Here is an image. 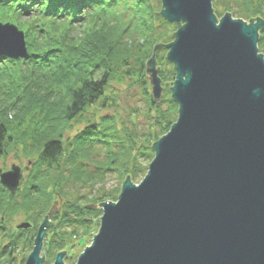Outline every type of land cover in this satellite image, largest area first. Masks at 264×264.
Instances as JSON below:
<instances>
[{"label":"water","instance_id":"water-1","mask_svg":"<svg viewBox=\"0 0 264 264\" xmlns=\"http://www.w3.org/2000/svg\"><path fill=\"white\" fill-rule=\"evenodd\" d=\"M161 4L155 14L177 30L172 43L154 49L146 74L158 103L155 55L166 46L177 120L152 145L143 180L127 177L116 202L99 204L98 232L75 264H264V21L219 19L212 0ZM0 54L26 57L23 33L0 24ZM21 179L16 165L0 172L12 195ZM61 201L39 226L25 264H44V239ZM65 255L53 264H66Z\"/></svg>","mask_w":264,"mask_h":264},{"label":"trees","instance_id":"trees-1","mask_svg":"<svg viewBox=\"0 0 264 264\" xmlns=\"http://www.w3.org/2000/svg\"><path fill=\"white\" fill-rule=\"evenodd\" d=\"M132 1L129 5L128 0H22L26 8L40 4L42 11L37 14L19 13L8 3L6 7L0 6L6 12L4 15L25 31L30 54L28 59L19 61L0 58V159L14 148L27 158L38 155L34 170L15 197L0 183V215L11 220L23 212L33 229L49 213L57 196L66 199L63 222L58 223L56 215V225L52 226L61 244H56L54 238L49 240L46 259L55 261L61 251H68L70 245L72 248L73 239L94 237L100 220L95 215L101 212L85 207L109 199L117 201L127 177L133 183L143 180L154 159L152 145L177 120L178 106L170 99L169 109L161 111L146 81V61L157 46L168 41L156 33L155 10L148 2ZM212 5L218 18L230 13L246 23L264 21V0H212ZM86 9L92 14H82ZM128 11L134 17L131 32L119 25L121 13ZM160 21L165 27L170 26L165 20ZM258 48L264 56V28L259 32ZM22 77L25 83L20 84ZM127 77L137 78L136 84H141L150 111L158 108L155 128L142 137L140 148L136 147L137 135L129 133L127 142L120 137L115 118L109 115L100 117L99 122L89 121L72 139H63L72 123L88 108L98 105L101 109L111 103L107 97L111 80ZM159 77L162 82L169 80L163 71ZM98 136L104 137L100 145L107 150V164L94 159L99 153L93 138ZM113 147H117V152H113ZM145 161L148 165H144ZM107 173L115 174L119 185L108 192L99 191V197L71 200L72 194L66 193L69 186L92 187L101 183ZM68 228L72 231H63ZM31 241L32 238L28 245ZM20 250L22 233L16 236L1 228L0 264H16L15 256ZM68 253L67 263L71 262Z\"/></svg>","mask_w":264,"mask_h":264},{"label":"rangeland","instance_id":"rangeland-1","mask_svg":"<svg viewBox=\"0 0 264 264\" xmlns=\"http://www.w3.org/2000/svg\"><path fill=\"white\" fill-rule=\"evenodd\" d=\"M145 1L146 3L148 2V4L152 7L153 10H155V13L161 12L162 4L160 0H145ZM132 2H133L132 0H128L129 5H131ZM130 12L131 11L121 13V22L119 23V25L122 29L125 28L131 32L132 26L134 24V17L131 16L132 13ZM0 13H4V11L2 10ZM155 15H156V20L154 21V25L156 28V33L162 34V37L164 38V40L168 41V44L172 43L173 41L171 39H174L173 33H175L177 30L176 25L169 24L170 25L169 27H165L162 24V21H160V19L161 20H164V19H162L158 14H155ZM168 44H163V45H168ZM165 47L157 50L156 55H155L156 63H157L156 69L159 68L158 76H159V73L163 71V72H166V74L168 75V79H169L165 82H162L163 93H162L161 101L157 103L158 108L163 112L169 109L168 101H170L171 99V89L170 88H172L173 83L175 81V77H176V73L174 71L173 65L170 64L165 59L168 53V50ZM147 62L148 61H146V63ZM173 73H175V75H173ZM23 79L24 77H22V80H19L20 84L25 83ZM136 79L137 78L127 77L123 79L122 81L117 80V79L113 81L111 80L108 86V89H107V92H108L107 97L111 98V103L109 101L107 106L101 109L98 105L93 106L91 109L88 108L87 111L84 112L81 117H79L72 123V128L67 130V132L64 133L63 139L64 140L72 139L78 132H81L82 130L85 129L89 121L99 122L100 117L109 115L115 118L116 129L119 131L121 135L120 137L127 142L129 133L133 135H137L138 139L135 138L137 142L136 147L140 148L139 146L143 145L142 137L155 128L154 123L156 122V118H157L156 111L158 108H154L153 110L150 111L148 102H147V97L143 94L141 84H138V85L136 84L137 83ZM146 81L148 82L147 89L149 93L152 95L151 86L149 84L148 78ZM103 102H104V99L100 102V104H102ZM124 129H126L127 132H125ZM93 141H94V144H96L95 150L98 151L99 153V154H96L94 159H96V162L100 164L101 163L107 164L106 163L107 156H108L107 150H105L104 148H101L103 146L100 145V142L104 141V137L102 136L100 137L98 136L97 138L95 137L93 138ZM117 146L119 148V145ZM116 148L117 147L115 148L113 147L114 149L113 152H117ZM37 157L38 155L36 154V155H33L32 157L27 158V156H25L23 152H21V150L14 148L6 157L0 159V170L3 172H6V171H9L13 165L19 166L22 169V173H23V176L20 182V186H22V189H23L24 183L27 181L29 174L32 172V169L34 170V166H35L34 160H36ZM144 165H148V163H146L145 161ZM94 169H95L94 166L90 167L91 171H93ZM141 181L142 179L137 182H134V184H139ZM118 185H119V180L117 176L115 174L107 173L104 175L103 182L101 183L94 184L92 187L69 186L66 190V193L72 194V197L70 198L71 200L78 199L79 197H84V196L99 197L100 196L99 191L108 192ZM17 192L18 190L16 191L15 194H17ZM15 194L14 195L11 194V195L15 197ZM60 198L59 196H57L56 200L53 201V203L55 201L58 202V207H60ZM61 200H62L61 201L62 203L61 214L60 212H56V214L52 218H50L51 226L46 233L45 241H44V248H43V251H41V254L44 253L47 242H49V240H51L52 238H54V242L56 244L60 243L59 237L56 236L57 232H56V228H54L56 224L53 221V218L56 215H58V223L63 222L62 214L64 211V205L67 204V201L64 198H61ZM106 202H116V201L109 199ZM81 205L85 207L86 204L81 202ZM96 205H99V204H96ZM51 206H50V209H51ZM95 216H96L95 219L99 220L101 218V213L98 212ZM4 218L5 217L3 215H0V229L4 227L6 230V233H12L16 236L22 233V250L17 252L15 256L16 257L15 262L16 264H25L27 261V258L29 257L30 253L33 250L34 240L36 238L38 228L42 224L44 219H42V221L39 223V226H35L31 230L30 229L29 230H18L17 226L20 225L21 223H27V222L31 223L29 220V217L25 213L22 212L18 215H15L14 217L11 218V220H8L7 218L4 219ZM96 225H97V222H96ZM52 226H54L53 227L54 229H52ZM64 230L68 232L72 231L71 228L63 229V231ZM97 232L98 231H96V234ZM31 238H32L31 244L28 245V242L29 240H31ZM93 238L94 237L87 235L86 238L84 239H81V238L73 239L72 248H71V245L68 247L69 248L68 251H70L71 253L70 255L71 262L67 263L65 260V263L75 264L77 262L78 257L83 253L84 249L91 245ZM79 243H81V245H78ZM30 246L32 247V249H30ZM68 251L66 252L68 253ZM49 260L51 262H49ZM53 263H54V260L45 258L44 264H53Z\"/></svg>","mask_w":264,"mask_h":264},{"label":"clouds","instance_id":"clouds-1","mask_svg":"<svg viewBox=\"0 0 264 264\" xmlns=\"http://www.w3.org/2000/svg\"><path fill=\"white\" fill-rule=\"evenodd\" d=\"M82 14H87V15H91L92 13L91 12H89V10H85V12L84 13H82Z\"/></svg>","mask_w":264,"mask_h":264},{"label":"flooded vegetation","instance_id":"flooded-vegetation-1","mask_svg":"<svg viewBox=\"0 0 264 264\" xmlns=\"http://www.w3.org/2000/svg\"><path fill=\"white\" fill-rule=\"evenodd\" d=\"M24 178V177H23Z\"/></svg>","mask_w":264,"mask_h":264}]
</instances>
